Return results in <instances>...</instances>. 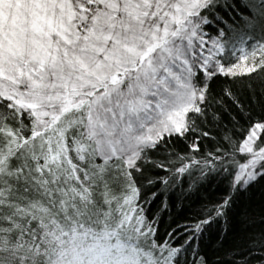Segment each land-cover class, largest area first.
Wrapping results in <instances>:
<instances>
[{"label": "snow or ice", "instance_id": "6c2138e0", "mask_svg": "<svg viewBox=\"0 0 264 264\" xmlns=\"http://www.w3.org/2000/svg\"><path fill=\"white\" fill-rule=\"evenodd\" d=\"M0 264H264V0H0Z\"/></svg>", "mask_w": 264, "mask_h": 264}, {"label": "trees", "instance_id": "16d2710c", "mask_svg": "<svg viewBox=\"0 0 264 264\" xmlns=\"http://www.w3.org/2000/svg\"><path fill=\"white\" fill-rule=\"evenodd\" d=\"M253 43H255V41H249L248 42L249 46H251ZM208 195L214 197V196L218 195V193L213 188V189L209 190ZM243 227L244 226L239 223V219L234 220V222H233V236H236V235L242 233Z\"/></svg>", "mask_w": 264, "mask_h": 264}]
</instances>
